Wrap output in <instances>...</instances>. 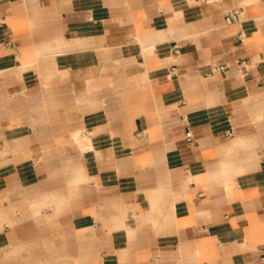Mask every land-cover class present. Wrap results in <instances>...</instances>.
<instances>
[{"label": "crops", "instance_id": "0c3cea01", "mask_svg": "<svg viewBox=\"0 0 264 264\" xmlns=\"http://www.w3.org/2000/svg\"><path fill=\"white\" fill-rule=\"evenodd\" d=\"M158 183L172 191L151 208ZM9 247L264 264V0H0Z\"/></svg>", "mask_w": 264, "mask_h": 264}, {"label": "rangeland", "instance_id": "374dc122", "mask_svg": "<svg viewBox=\"0 0 264 264\" xmlns=\"http://www.w3.org/2000/svg\"><path fill=\"white\" fill-rule=\"evenodd\" d=\"M11 250V247L0 249V264H48L47 261L50 258L46 256L33 260L29 250H19V252H12ZM68 264L71 263L68 262Z\"/></svg>", "mask_w": 264, "mask_h": 264}, {"label": "built area", "instance_id": "2783aa9c", "mask_svg": "<svg viewBox=\"0 0 264 264\" xmlns=\"http://www.w3.org/2000/svg\"><path fill=\"white\" fill-rule=\"evenodd\" d=\"M239 15H240L239 9L238 8H232V9L228 10L225 13V15H224V21H225V23L236 22L239 19ZM236 37H237V40L240 43L243 42V40L245 38L244 33L242 31L236 32ZM171 70L173 71L174 68H171ZM224 135L227 138L231 137L233 135V129L231 127L228 128V129H226ZM184 138H185V140L187 142H191V140H192V134H191V131L189 129H187L185 131Z\"/></svg>", "mask_w": 264, "mask_h": 264}, {"label": "bare ground", "instance_id": "6f19581e", "mask_svg": "<svg viewBox=\"0 0 264 264\" xmlns=\"http://www.w3.org/2000/svg\"><path fill=\"white\" fill-rule=\"evenodd\" d=\"M158 196L157 197H148L147 199L149 201V205L151 208H153V206L156 204L157 201H159L162 196L165 194H171L172 191V186L166 185L165 183H158ZM171 207H173L172 203H171Z\"/></svg>", "mask_w": 264, "mask_h": 264}]
</instances>
